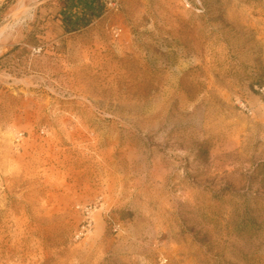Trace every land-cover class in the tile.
Listing matches in <instances>:
<instances>
[{"label":"rangeland","instance_id":"374dc122","mask_svg":"<svg viewBox=\"0 0 264 264\" xmlns=\"http://www.w3.org/2000/svg\"><path fill=\"white\" fill-rule=\"evenodd\" d=\"M0 0V264H264V0Z\"/></svg>","mask_w":264,"mask_h":264},{"label":"trees","instance_id":"16d2710c","mask_svg":"<svg viewBox=\"0 0 264 264\" xmlns=\"http://www.w3.org/2000/svg\"><path fill=\"white\" fill-rule=\"evenodd\" d=\"M109 0H63L62 21L67 33L85 29L107 11Z\"/></svg>","mask_w":264,"mask_h":264}]
</instances>
